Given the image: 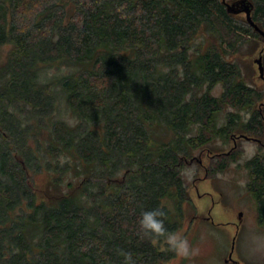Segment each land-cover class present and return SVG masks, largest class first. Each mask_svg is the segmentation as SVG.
<instances>
[{
    "label": "trees",
    "instance_id": "obj_1",
    "mask_svg": "<svg viewBox=\"0 0 264 264\" xmlns=\"http://www.w3.org/2000/svg\"><path fill=\"white\" fill-rule=\"evenodd\" d=\"M253 38L264 0H0V264H167L184 167L264 146L236 59ZM246 167L264 220V153ZM153 210L163 235L140 227Z\"/></svg>",
    "mask_w": 264,
    "mask_h": 264
},
{
    "label": "rangeland",
    "instance_id": "obj_2",
    "mask_svg": "<svg viewBox=\"0 0 264 264\" xmlns=\"http://www.w3.org/2000/svg\"><path fill=\"white\" fill-rule=\"evenodd\" d=\"M263 46L261 40L253 38L241 47L236 59L248 83L264 92L258 65ZM262 59L264 66V54ZM220 91L218 88L215 94ZM210 145L228 152L233 142L225 145L216 140ZM236 146L239 158L230 161L222 172L207 174L221 159L212 160L213 154L208 152H197L195 160L184 167L183 173L189 172L183 174L189 200L183 205L182 223L175 235L188 241L189 251L178 255L171 247L173 257L167 264H264V220L248 189L250 175L246 167L248 160L264 153V146L244 138ZM47 181L45 176L40 177L41 187Z\"/></svg>",
    "mask_w": 264,
    "mask_h": 264
},
{
    "label": "clouds",
    "instance_id": "obj_3",
    "mask_svg": "<svg viewBox=\"0 0 264 264\" xmlns=\"http://www.w3.org/2000/svg\"><path fill=\"white\" fill-rule=\"evenodd\" d=\"M183 174L189 175V172L185 171ZM163 215L164 213L159 210L144 211L142 213L139 224L145 235L160 236L165 234L166 229L164 226V221L162 219H158V217ZM167 239L169 246L172 247L178 255L188 254L189 244L186 239L181 240L175 234H169ZM126 260L131 261L130 254H126Z\"/></svg>",
    "mask_w": 264,
    "mask_h": 264
},
{
    "label": "water",
    "instance_id": "obj_4",
    "mask_svg": "<svg viewBox=\"0 0 264 264\" xmlns=\"http://www.w3.org/2000/svg\"><path fill=\"white\" fill-rule=\"evenodd\" d=\"M249 15H250V12L248 11V16ZM258 65H259L260 76H261V78H264V69H263L262 58L261 57L258 60ZM245 139H249V138L245 137Z\"/></svg>",
    "mask_w": 264,
    "mask_h": 264
}]
</instances>
